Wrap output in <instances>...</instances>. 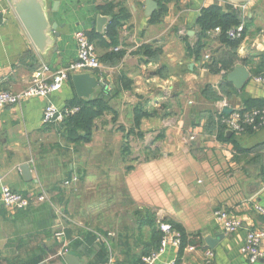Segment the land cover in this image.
Segmentation results:
<instances>
[{"label":"crops","instance_id":"0c3cea01","mask_svg":"<svg viewBox=\"0 0 264 264\" xmlns=\"http://www.w3.org/2000/svg\"><path fill=\"white\" fill-rule=\"evenodd\" d=\"M147 1L45 0L48 20L56 26L42 53L13 0H0V89L20 93L36 80L42 65L51 73L67 67L78 54L75 34L84 31L101 63L93 75L106 85L92 98L116 105L108 109L111 119L119 116L117 106L135 110L136 101L142 102L138 118L132 114L127 119L133 126L124 130H116L118 120L108 121L102 111L92 133L96 145L89 149L81 142L69 146L60 126L42 122L49 102L62 109L89 101L77 96L72 77L48 98H25L0 110V191L8 186L31 198L35 207L29 213L12 212L0 203V264H67L63 252L70 242L84 264H145L143 257L159 248L164 222L179 229L184 242L180 248L168 245L154 264H206L208 250L213 264H264V259L252 263L241 251L249 230L264 225L254 208L264 207V127L228 131L225 139L218 121L227 109L264 107V84L254 80L264 73V0L244 6L227 0H153L157 7L150 14ZM210 6L242 13L245 32L238 54L245 62L238 66L250 78L240 90L228 80L231 71L211 73L202 66L203 56L197 59L187 50L197 40L198 18ZM115 16L123 21L111 40L107 28ZM213 31L203 55L220 46ZM54 33L60 36L55 39ZM145 45L162 48L158 61L141 52ZM118 52L121 62L111 63ZM160 68L164 77L156 75ZM199 80L212 89L202 91ZM188 93L195 106L176 111ZM130 139L142 146L122 147ZM81 149L93 156V174L84 171ZM24 165L31 179L24 176ZM73 177L78 181L65 186ZM42 194L46 202L37 201ZM44 204L52 208L51 217L35 212ZM221 209L243 226L227 232L214 215ZM62 229L64 237L56 238ZM218 237L210 249L206 240Z\"/></svg>","mask_w":264,"mask_h":264},{"label":"built area","instance_id":"2783aa9c","mask_svg":"<svg viewBox=\"0 0 264 264\" xmlns=\"http://www.w3.org/2000/svg\"><path fill=\"white\" fill-rule=\"evenodd\" d=\"M1 25V22H0ZM221 28L217 27L213 33L219 34ZM244 32V25L239 26L228 31L231 39H239ZM75 39L78 46L77 58L71 62L67 67L55 71L50 70L47 65H42L37 69L36 80L25 90L20 93H14L7 90L0 89V110L18 105L25 98L41 97L48 98L51 94L59 91L67 82L71 80L72 75L79 73H94L101 69L100 60L96 54L95 45L90 41L89 37L84 31H78L75 34ZM118 50V49H116ZM210 58V52L204 56L205 60ZM49 76V77H47ZM257 83L264 84V73L254 77ZM226 108L227 105H225ZM80 111L78 106L58 108L49 102L43 112L42 122L44 125H60L69 117L77 114ZM219 123L227 132L242 133L247 128L257 130L264 127V107L250 108L246 107L233 110L231 113L219 114ZM191 139H194L192 136ZM78 177L71 178L70 181L65 182V186L77 182ZM262 189L264 190V184ZM48 199L46 194H42L37 198L39 202H46ZM0 203L12 212L28 209L32 206L33 200L25 194L15 191L8 186H2L0 191ZM255 210L264 217V207L256 204ZM60 210V209H59ZM60 215L62 213L58 211ZM215 218L222 223L224 229L229 233H234L239 230L243 223L240 219L234 218L225 210H218L214 212ZM159 230L162 233L160 246L157 250L150 252L143 257L145 264H154L160 255L165 251L168 245H174L180 248L182 245V234L170 223H160ZM64 230H59L56 233V238L64 237ZM264 225L257 230H249L246 241L242 246V253L248 257L252 262H258L264 259ZM68 252L64 250L65 255ZM214 254L211 250L206 252V264H213Z\"/></svg>","mask_w":264,"mask_h":264},{"label":"trees","instance_id":"16d2710c","mask_svg":"<svg viewBox=\"0 0 264 264\" xmlns=\"http://www.w3.org/2000/svg\"><path fill=\"white\" fill-rule=\"evenodd\" d=\"M247 20L248 18H245V22ZM122 21H123L122 17L115 16L112 18L107 28V34L109 38H111V40L115 38L114 36L116 35V30L120 27V24ZM242 22H243V18H242L241 11L231 10L228 12H223L220 6H210L208 8L203 9L201 16L198 18L196 22L197 40L193 46H188L187 48L189 54L191 56L194 55L197 59H201V57L203 56L202 50H204L205 47L207 46L206 41L211 38V35L209 33L215 30L217 27H219L221 28V32L217 36V40L218 42H220V46L213 48L211 50L210 59L205 61V63H203V66L207 67L209 71H211L212 73H220L222 71H225V73L227 74L230 71L234 70L238 66L239 63L245 62L239 57V54H238L240 43L242 41L241 39L243 37L239 39H231L228 35V31L239 26ZM244 32H245V28H244ZM244 32L242 36L244 35ZM89 39L92 42L91 38ZM141 52L150 61H158L160 58L161 52H162V48H155L150 45H145L141 49ZM122 58H123V54L121 52L115 53V55L113 56L111 60V63L118 64L121 62ZM102 103L104 104L103 99L101 97L86 101L85 103H82L81 108L79 107L80 111L77 114L69 117L62 124H60V128L63 129L64 131V136H67L68 138L70 134L77 133L78 131H84V132H87L88 134L87 133L86 135L78 134L77 136L78 139L76 138L73 143L78 144V142H80L78 140H85V141L88 140L92 135L91 130L95 128L96 118L99 117V115H101L103 111V109L97 110L96 106L98 104L102 105ZM103 108L104 110L108 109L105 107ZM250 108L252 107H247V109H250ZM222 113L227 114V111H224ZM214 116L217 117V115H212L210 118L214 119ZM222 132H223L222 136L226 139L227 131L224 130L223 128ZM129 145H130L129 143H124L122 147L129 148L130 147ZM49 204L50 206H54L57 209L55 203H49ZM50 206H47L44 204L43 207L37 208L35 212L46 211L48 216L51 217L53 213H52V208H50ZM34 208L35 207H33L32 205L28 209H24L20 211L28 212L31 209L33 210ZM51 227L52 226H48L47 229H45V232L49 235L51 234V230L48 228H51ZM66 234L68 238H71L72 232L70 230H67ZM183 239H184V235H182V243L184 242ZM159 246L160 244L158 245V247ZM74 247H75V243L70 242L69 246L67 247L68 249L66 247L65 248L68 251H71L73 250Z\"/></svg>","mask_w":264,"mask_h":264},{"label":"water","instance_id":"95a60500","mask_svg":"<svg viewBox=\"0 0 264 264\" xmlns=\"http://www.w3.org/2000/svg\"><path fill=\"white\" fill-rule=\"evenodd\" d=\"M228 2L244 6L249 0H227ZM13 7L22 21L26 31L28 32L33 44L40 52H45L51 42V31H54V23L48 20L45 0H13ZM149 14L157 7V3L153 0L147 1ZM104 23L105 20L99 18V22ZM60 36V33H54L55 39ZM230 83L234 84L237 90L242 89L250 78V73L243 66H237L228 75ZM72 83L76 94L79 98L90 100L97 90L106 89V85L100 82V79L93 73H79L72 75ZM231 113V109L226 110ZM26 179H31L32 174L29 165H24L21 168ZM220 237L208 238L206 243L210 249H214ZM67 264H84L80 258L72 251H68L65 255Z\"/></svg>","mask_w":264,"mask_h":264},{"label":"rangeland","instance_id":"374dc122","mask_svg":"<svg viewBox=\"0 0 264 264\" xmlns=\"http://www.w3.org/2000/svg\"><path fill=\"white\" fill-rule=\"evenodd\" d=\"M210 54H211V52H210ZM204 56H205V54L203 55V59H202V66H203V63H205V61H207V60H205L204 59ZM210 59V58H209ZM208 59V60H209ZM160 62V61H159ZM160 65H161V67L163 66V62L161 61L160 63H159ZM166 68H167V66H166ZM207 68V67H206ZM168 69V68H167ZM207 70L209 71V69L207 68ZM157 72V76H161V77H164L165 76V72L163 71V68H160V69H157L156 70ZM209 72H211V71H209ZM212 73V72H211ZM184 82V87H185V85H187V83L188 82H186V80H184L183 81ZM197 82H194V85L196 84ZM198 84L200 85V87H201V90L203 91H209V90H211L212 89V87H211V85L210 84H206L204 81H201V80H199L198 81ZM131 90V89H130ZM183 90H185V88H183ZM140 93H142V92H140ZM191 95H192V93L190 94V93H188V97H186V96H184L181 100H180V105H182V107H180V108H178V106L176 105V111H183V109H185L186 108V110H185V112H187L190 108H192L193 106H195V104H192V97H191ZM144 96V95H143ZM93 98H91L90 100H92ZM95 99V98H94ZM143 99V98H142ZM191 102V103H190ZM140 103H142V102H137L136 101V105H134V107H136L135 108V110L132 108V107H130V106H126V105H120L119 107L117 106V111H115V113H117L118 112V114H119V116L117 115V116H113L112 117V119H111V116H112V113L110 112V110H108L109 108H110V105H111V107H113V108H115L116 109V105L114 104V103H110V102H104V104L102 103V105H97L96 106V109L97 110H101V109H103V112H105V113H107L108 114V118H107V120L108 121H110L111 120V122H117V120H118V123H116V126H114L115 128H116V130H124V129H127V128H130L131 126H133V124L132 123H128V121H127V119H128V117L130 116H132V114H134L135 115V117L136 118H138V115H137V112H138V107H142V105H140V106H138V104H140ZM179 105V104H178ZM103 107H105V108H108L107 110H104V108ZM151 108H154V105L152 104L151 105ZM114 109V110H115ZM143 109L144 108H142L141 110H140V113H142L143 112ZM137 111V112H136ZM194 111V110H193ZM193 111H191L192 113H193ZM190 113V112H189ZM189 113H187V115H188V117H189ZM140 115V114H139ZM218 120H219V117H218ZM96 121V120H95ZM58 126H60V125H58ZM61 129V128H60ZM92 131V133H94V131H95V129H93V130H91ZM86 133L87 132H84V131H78L77 133H74V134H70L69 136H68V138H66V140L68 141L67 143L69 144V146L71 145V144H74L73 142H74V140L77 138L78 139V134H85L86 135ZM65 134H67V133H65ZM69 134V133H68ZM88 134V133H87ZM69 138H71V139H69ZM78 141H80L81 143H82V145H84V146H82V147H84V148H93L95 145H96V143H95V140H93V134H92V137H90L88 140H78ZM83 141V142H82ZM79 146V145H78ZM77 145H76V149H77V147H78ZM130 147H141L142 146V142L140 141V140H137V139H130V145H129ZM86 148V149H87ZM81 151L82 152H80L79 153V155L80 156H83V160L84 161H82L83 163H84V165H83V167H85V169H84V171H88L89 173L88 174H93L94 173V159H93V156L91 157V156H89V154H88V152H84V150L83 149H81ZM84 152V153H83ZM70 153H71V151H70ZM129 157H131V156H129ZM88 195V197H90L91 195L90 194H87ZM58 211H60L61 212V209L60 210H58Z\"/></svg>","mask_w":264,"mask_h":264}]
</instances>
